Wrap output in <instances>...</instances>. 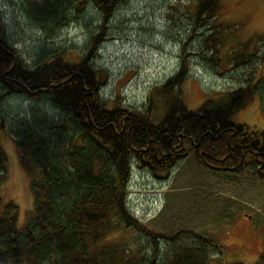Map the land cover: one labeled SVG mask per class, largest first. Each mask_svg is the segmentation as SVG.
Listing matches in <instances>:
<instances>
[{
    "label": "trees",
    "instance_id": "trees-1",
    "mask_svg": "<svg viewBox=\"0 0 264 264\" xmlns=\"http://www.w3.org/2000/svg\"><path fill=\"white\" fill-rule=\"evenodd\" d=\"M86 1L32 0L29 11L52 32L73 20L71 4L84 6ZM121 1L91 0L102 14L100 29ZM221 4L222 0H199L193 16V32H206L197 54L217 70L221 62L216 55L224 54L232 27L217 19ZM95 50L91 45L80 59L71 60L65 52L43 47L28 63L7 39L0 16L2 99L23 94L36 103L49 102L57 113L35 107L33 117L11 132L33 195L32 210L22 224L18 204L1 193L8 156L0 144V264H210L214 253L217 264H246L228 259L219 235L210 231L183 228L160 233L148 227L131 211L127 189L134 162L161 177L191 154L225 173L254 166L264 177V129L253 130L234 120L235 113L259 94L258 83L211 94L190 109L180 96L190 72L184 46L178 70L152 95L166 108L158 123L152 111H137L117 101L108 107L112 101L100 96L101 69L91 60ZM234 219L231 215L229 221ZM134 231L145 234L152 254ZM116 232L119 239L110 241ZM161 238L167 245L162 253ZM254 264H264V250Z\"/></svg>",
    "mask_w": 264,
    "mask_h": 264
},
{
    "label": "rangeland",
    "instance_id": "rangeland-1",
    "mask_svg": "<svg viewBox=\"0 0 264 264\" xmlns=\"http://www.w3.org/2000/svg\"><path fill=\"white\" fill-rule=\"evenodd\" d=\"M31 1L0 0V16L9 42L31 64L43 47L78 60L91 45L95 46L97 54H92L91 60L101 69L100 96L112 101L108 107L117 101L137 111H152L155 122H163L166 108L161 98L152 95L157 85L178 70L184 46L190 72L180 96L190 109L211 94L250 81L258 83L264 101V0H222L217 19L232 27L230 38L225 37L224 54L216 55L221 62L218 70L211 60L197 54L206 36V32L199 33L203 28L193 32L199 0H122L103 29L102 14L91 0L84 6L75 2L68 8L73 20L52 32L31 17ZM97 33L100 35L95 39ZM259 94L234 115L236 122L246 123L253 130L264 129ZM2 98L0 92V144L7 153L8 168L1 193L18 204L22 224L32 210L33 195L11 132L18 123L33 117L35 107L57 113L45 100H37V105L36 99L23 94ZM258 169L250 166L242 172L225 173L203 165L191 154L161 178L134 162L127 189L130 209L160 233L192 228L217 234L228 259L254 264L264 250V177ZM231 215L236 216L233 222L229 221ZM133 233L152 254L145 234ZM115 238L119 239L118 232L108 237L110 241ZM160 248L161 253L167 248L163 238ZM212 257L210 264H217L218 254ZM158 259L161 262L162 258Z\"/></svg>",
    "mask_w": 264,
    "mask_h": 264
}]
</instances>
